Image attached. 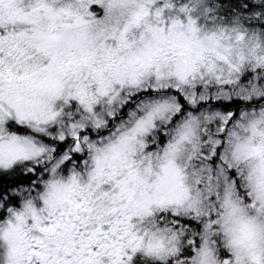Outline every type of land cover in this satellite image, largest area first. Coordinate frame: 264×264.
I'll return each mask as SVG.
<instances>
[{"label": "snow or ice", "instance_id": "1", "mask_svg": "<svg viewBox=\"0 0 264 264\" xmlns=\"http://www.w3.org/2000/svg\"><path fill=\"white\" fill-rule=\"evenodd\" d=\"M117 8L118 0H34L29 7L24 0H0V188L36 181L38 165L21 175L40 151L26 134L28 126L50 119L52 103L65 89L70 88L72 97L90 110L105 102L118 105V111L109 113V124L124 117L132 121L129 131L95 159L87 196L81 197L84 190L72 177L67 184L49 181L48 197L23 211L9 209L14 221L7 220L0 230L3 264H134L142 247V238L132 227L137 216L158 212L165 219L171 216L182 229L194 226L199 232L196 218L207 208L206 227L211 231L212 201L223 197L233 215L241 211L232 196L241 195L246 167L250 173L245 198L255 195L264 203V142L231 147L228 140L235 136L228 127L231 121L224 122L197 152L195 189L187 168L177 159L178 144L165 145L157 168L150 162L143 168L137 165V146L146 149L145 138L163 144L167 132L155 137L152 133L158 132L162 120L176 119L175 113L169 116L168 94L176 97L180 113L187 108L182 92L190 86L192 73L183 53L158 46L161 37L155 30L151 39L130 38L140 13L123 28L113 27ZM193 23L189 27L195 31ZM146 80L160 86L145 87ZM169 80L176 86L165 87L163 82ZM80 136L82 132L76 135L72 155L77 160L83 147ZM108 185L112 192H103ZM10 202L15 204L16 197ZM41 203L48 209L43 215ZM26 218L32 223L29 230H25ZM191 243L200 249V264H218V256L223 264H233L230 255L240 264L241 253L251 264H264V242L243 217L223 248L201 246L199 236Z\"/></svg>", "mask_w": 264, "mask_h": 264}, {"label": "clouds", "instance_id": "2", "mask_svg": "<svg viewBox=\"0 0 264 264\" xmlns=\"http://www.w3.org/2000/svg\"><path fill=\"white\" fill-rule=\"evenodd\" d=\"M33 3L34 0H24L25 7ZM136 13L141 15L139 23L129 33L130 38L135 41L142 37L151 39L155 30L161 37L156 41L158 46L174 48L184 54L183 59L189 64L192 77L190 86L183 88L187 108L182 113L178 111L176 97L171 94L166 97L170 105L169 116L175 113L176 119L171 122L162 120L157 125L158 132L152 133L155 137L167 132L164 143L145 138L147 148L137 146L135 161L142 168L149 162L157 168L158 156H163L165 145L178 144L177 159L187 168L189 182L195 189L197 176L193 163L197 152L220 131L224 122L231 121L228 127L235 133L228 140L231 147L238 143L264 142V136L259 134L264 132V0H118L111 24L123 28ZM190 22H194L195 31L190 29ZM163 83L165 87L176 86L174 80ZM144 86L160 85L146 80ZM71 91L65 89L63 96L52 103L53 116L50 119L28 126L26 134L40 151L31 165L21 170V175H26L32 165H38L41 171L36 173L35 182L22 181L0 188V210L4 212L0 230L7 226V220L14 221L9 209L21 212L28 204L34 205L47 198L51 191L49 181L67 184L75 177L84 190L81 197L87 196L95 159L103 157L109 146L129 131L132 121L128 117L108 123L111 119L109 113L118 111V105L105 102L90 110L75 100ZM80 132L83 136H80L79 143L83 147L77 153L80 156L77 160L72 155L76 135ZM249 173L246 167L241 180V195L238 197L233 193L232 196L241 211L233 215L223 197L219 202H211L215 213L211 218L215 227L211 231L206 227L207 208L201 217L196 218L201 224L199 232L194 226L182 229L171 216L165 219L158 212L137 216L132 227L142 238V247L134 255V264H200V249L191 243L194 237H201V246L219 250L232 237L241 217L254 225L257 238L264 242V203L255 195L251 199L245 198L249 190ZM36 183L40 184L39 188ZM102 191L112 192V185ZM10 197H16L15 204L10 202ZM39 208L43 210L41 215L48 210L43 203ZM31 227L32 223L26 218L25 230ZM204 237H207L206 242ZM158 244L162 246L159 249ZM229 259L235 264L233 256L230 255ZM217 261L223 264V257L218 256ZM0 264H3L2 253ZM240 264H251L246 253H241Z\"/></svg>", "mask_w": 264, "mask_h": 264}]
</instances>
